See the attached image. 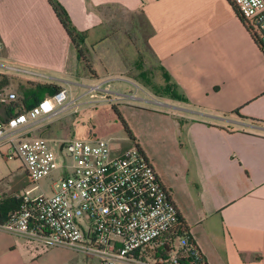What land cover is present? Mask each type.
<instances>
[{
    "label": "crops",
    "instance_id": "0c3cea01",
    "mask_svg": "<svg viewBox=\"0 0 264 264\" xmlns=\"http://www.w3.org/2000/svg\"><path fill=\"white\" fill-rule=\"evenodd\" d=\"M57 1L77 30L88 32L87 40L107 27V12L140 13L159 77L164 72L182 99L163 96L170 102L149 106L134 91H122L133 86L126 77L109 71L91 79L67 36L64 53L54 58L59 26L47 0H0V41L12 29L9 23L19 31L10 43L14 53L9 43L0 53V75L23 72L34 79L38 88L28 97L33 105L54 93L42 87L65 88L71 97L106 84L101 95L117 106L207 264H264V56L230 0ZM10 11L18 16L10 20ZM107 35L90 43L96 51L110 40ZM26 47L42 58L28 57ZM100 59L117 66L112 58ZM4 110L0 106V115ZM0 264L99 260L0 227Z\"/></svg>",
    "mask_w": 264,
    "mask_h": 264
},
{
    "label": "built area",
    "instance_id": "2783aa9c",
    "mask_svg": "<svg viewBox=\"0 0 264 264\" xmlns=\"http://www.w3.org/2000/svg\"><path fill=\"white\" fill-rule=\"evenodd\" d=\"M230 2L252 28L264 56V0ZM100 87L89 88V93ZM69 97L61 88L30 109L0 116L4 157L18 159L33 183L52 180L50 195L30 198L34 187L15 194L19 206L0 227L48 246L73 248L96 257L99 264H203L189 235L179 229L169 192L135 146L118 150L107 138L50 140L36 135L43 123L65 111ZM15 100V93L0 89V106Z\"/></svg>",
    "mask_w": 264,
    "mask_h": 264
},
{
    "label": "rangeland",
    "instance_id": "374dc122",
    "mask_svg": "<svg viewBox=\"0 0 264 264\" xmlns=\"http://www.w3.org/2000/svg\"><path fill=\"white\" fill-rule=\"evenodd\" d=\"M112 12H107L105 16L107 27L104 26L103 29L92 32L87 40V43H93L97 37H102L106 33H108L107 36L110 37V40L98 47L97 51L93 54L88 53V56L93 60V62L96 60L99 61L100 58H112L115 62H117L115 63L117 66L114 68L110 67L106 61L103 62V64L105 67H108L110 72L126 77L129 81H131V83H133L132 89H122V91H130L128 93L134 91L133 93H137V97L145 100L149 106L158 107L157 105L170 102L169 99L164 98L160 92V94L157 92L158 89H155V87L163 86L164 80L159 77L155 68V60L151 52L147 49L146 39L149 34V29L142 16L140 13L130 15ZM16 16L18 15L10 11L7 18L12 20ZM52 16L55 23L59 26V31H56L54 36V45L51 48L54 51V58H57L64 53L62 38H64V36L66 38L67 35L64 34L65 32L57 20L54 12ZM9 24L12 29L5 31L4 35L6 38H3V41H0L1 54L5 52L8 43L9 48L12 50L11 52L14 53V48L10 43L17 38L19 31L14 29V22ZM28 51L29 47H26L25 53ZM29 56L32 58H42L40 56V52L34 50L31 54L29 51L28 57ZM141 70L148 73L149 79L147 80H149V82H145V80L139 76ZM18 74L20 73L14 72L10 74L7 78L10 82H12V84H10L9 87H7V85L5 86V88H7L10 92L15 93L16 102L24 96H33L37 89V86H33L36 81L29 77L27 73L22 72V76ZM98 85L101 86L98 91L100 92L99 95L97 92L89 93L87 91V94L79 96L82 91L81 89L77 90L75 94L69 97L70 101L71 98L74 101H71L69 105H67L65 111L59 116L43 123V127H40L41 129L38 130L36 135L50 140H65L68 138L89 139L90 137H86L88 129L93 126V132L101 138L109 139L115 149L123 150L131 147L132 145L129 143L128 136L120 127L118 120L115 119L109 109V106H107L109 101L106 99H108V97H103V95H101V90L105 88L106 84L99 83ZM152 87L154 88L151 89ZM82 90H86V88ZM135 90H137V92H135ZM46 95L49 97L52 93L48 92ZM88 100L89 102L86 103ZM51 146L57 153L58 164L61 165L63 160L58 152L59 145L54 143L51 144ZM5 153L6 148L1 147L0 194L5 193L8 196L23 194L34 187L32 192L29 193L30 198L40 194L50 195V187L52 183L51 178H45L33 183L21 162L18 159L4 157ZM62 155H65V151H63ZM68 163L70 164L71 161L68 160ZM58 173L59 170L55 171L53 174V178L55 180L58 178ZM178 244L179 241L176 242V245Z\"/></svg>",
    "mask_w": 264,
    "mask_h": 264
},
{
    "label": "trees",
    "instance_id": "16d2710c",
    "mask_svg": "<svg viewBox=\"0 0 264 264\" xmlns=\"http://www.w3.org/2000/svg\"><path fill=\"white\" fill-rule=\"evenodd\" d=\"M47 1L49 3V6L52 8L53 12L55 13V16H56L57 20L59 21L62 29L64 30L65 34L67 35V37L71 43V46L73 47L75 53L77 54V58H78L80 65L87 72L89 77L91 79H99L101 76H105L107 73H109L108 67L104 66L103 61L101 59L99 61L96 60L93 62V60L88 56V53L93 54L94 52H96V45H97V44H88L87 43L88 32H83V31L77 30V28L71 22V19H70L69 15L67 14L66 10L63 8V6H61V4L57 0H47ZM231 6L234 8L237 16L240 18V20L244 24L246 30L251 35V29L252 28L249 26L247 27V25L245 24L242 17L239 15V13L237 12L236 8L233 6L232 3H231ZM255 36L256 35L253 36V32H252L251 37L252 38L254 37L253 40H254L255 44L257 45V39L255 40ZM87 46H89V47H87ZM162 74H163V80H164L165 84L163 86L155 87V89H158L157 92L158 93L160 92L162 94V96L170 97L172 99H182L175 91L176 86H173L170 84V82H169L170 78L168 76H165L164 72H162ZM139 76L142 77V79H144L145 82H149V80H147V79H149L148 73H146L145 71L141 70L139 73ZM9 83H10V81L8 78H6L3 75H0V89L5 88V86L8 85ZM42 88L54 90V93L59 90L58 88L51 87V86L50 87H42ZM153 88L154 87H152L151 89H153ZM28 100H29L28 96H25L23 99L18 100L17 102L15 100L14 102L10 103L8 106H5V110L2 111L1 115H0L1 119H5L4 116L7 117L11 113L12 110L13 111L16 110L17 112H21L22 110L30 109L31 107H33L35 104L34 105L29 104ZM107 106H109V109L112 112V114L114 115L115 119L118 120L120 127L124 130V132L128 136L129 143L131 145L135 146V148L145 158L140 146L136 143V140L134 139L127 123L125 122V120L121 116L117 106H115L114 104H111L110 102L107 103ZM93 130H94L93 126L89 127L86 137H90L89 139L101 138L100 136H97L95 134V132H93ZM18 206H19V201L16 200L13 196H3L2 198H0V226L6 220L7 214L10 211L16 209ZM177 215H178L179 229L181 230V232L183 234L189 235V228H188L187 224L184 222V220L181 218L178 211H177ZM189 237H190L189 244L191 245V247H193L199 251V253H200L199 258L201 259V262L203 264H207L204 256L202 255V253L200 252V250L196 246L194 240L192 239V237L190 235H189Z\"/></svg>",
    "mask_w": 264,
    "mask_h": 264
}]
</instances>
